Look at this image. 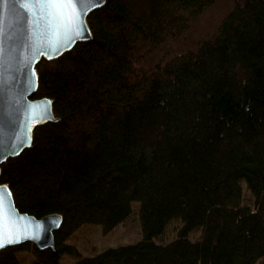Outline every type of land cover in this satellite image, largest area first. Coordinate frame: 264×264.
<instances>
[{
    "label": "trees",
    "instance_id": "obj_1",
    "mask_svg": "<svg viewBox=\"0 0 264 264\" xmlns=\"http://www.w3.org/2000/svg\"><path fill=\"white\" fill-rule=\"evenodd\" d=\"M87 23L36 66L54 121L0 166L19 212L62 217L54 248L0 264H264V0H105ZM137 218L140 242L79 252Z\"/></svg>",
    "mask_w": 264,
    "mask_h": 264
},
{
    "label": "water",
    "instance_id": "obj_2",
    "mask_svg": "<svg viewBox=\"0 0 264 264\" xmlns=\"http://www.w3.org/2000/svg\"><path fill=\"white\" fill-rule=\"evenodd\" d=\"M23 2L0 0V166L31 146L38 127L54 121L52 102L47 98L32 99L38 88L37 64L41 60H56L76 44L90 40L87 18L105 4V0H94L81 6L80 27L73 30L69 41L63 30L59 35L50 32L31 6L28 9L21 6ZM0 201L6 211L11 209L21 232L16 242L5 241L0 251L27 242L39 250L54 248L53 234L61 227V216L35 218L19 212L11 191L3 184Z\"/></svg>",
    "mask_w": 264,
    "mask_h": 264
},
{
    "label": "snow or ice",
    "instance_id": "obj_3",
    "mask_svg": "<svg viewBox=\"0 0 264 264\" xmlns=\"http://www.w3.org/2000/svg\"><path fill=\"white\" fill-rule=\"evenodd\" d=\"M94 0H25L22 7L33 8L38 19L43 20L44 26L53 34L59 35L60 31L70 41L74 29L78 31L81 21L83 5L91 4ZM44 118V117H41ZM15 217L9 208L7 211L0 201V248L7 243L16 242L21 232L15 224Z\"/></svg>",
    "mask_w": 264,
    "mask_h": 264
},
{
    "label": "rangeland",
    "instance_id": "obj_4",
    "mask_svg": "<svg viewBox=\"0 0 264 264\" xmlns=\"http://www.w3.org/2000/svg\"><path fill=\"white\" fill-rule=\"evenodd\" d=\"M246 197H248V194L245 196V198ZM89 227L90 229L84 232V238L79 234L75 240L82 256L94 255L108 247L135 244L140 242L142 239L141 227L138 218L133 223H125L120 225L117 229L109 234H103L100 230V227L98 226ZM173 231V228H170L168 231L169 234H171L170 237H172ZM66 257L67 256H64L62 259L63 264H71L77 259L75 256L69 257V260ZM26 262H24V264H27Z\"/></svg>",
    "mask_w": 264,
    "mask_h": 264
}]
</instances>
